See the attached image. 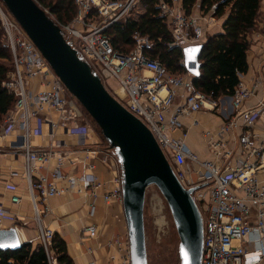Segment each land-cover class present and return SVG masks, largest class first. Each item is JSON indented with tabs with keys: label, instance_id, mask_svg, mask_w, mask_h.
I'll use <instances>...</instances> for the list:
<instances>
[{
	"label": "built area",
	"instance_id": "1",
	"mask_svg": "<svg viewBox=\"0 0 264 264\" xmlns=\"http://www.w3.org/2000/svg\"><path fill=\"white\" fill-rule=\"evenodd\" d=\"M74 3L77 13L71 22L56 20L64 37L100 76L108 91L149 128L177 179L185 189L193 190L191 196L203 219L201 264H263L264 69L252 85L244 80V74H240L235 92L230 95L231 112L219 129L202 131V138L212 154V158L203 159L188 146L190 128L182 124L181 118L204 109L228 111L229 107H223L221 97L214 99L196 89L189 72L186 76L172 74L160 59L149 55L146 49L153 42L147 36L135 32L133 49L122 53L115 49L105 32L111 25L137 16L140 11L135 12L134 9L141 0H74ZM160 8L172 32L171 47L183 48L204 41L203 27L193 14L185 12L182 0L161 1ZM0 21L4 43L10 49L14 62V69L3 85L16 98L14 107L5 116L2 133L7 135L20 131L19 149L24 155L23 172L34 211L36 240L48 250L55 231L45 225L44 218L51 213L49 202L53 197L65 194L68 189L88 193L92 197L89 212H95L101 183L93 170L103 150L99 143L89 148L82 162L90 173L76 177L62 173L68 158L54 150L59 144L40 148L32 146V136L43 135L41 127L33 126L35 121L50 123V137H54L56 127L61 125L86 139L94 134L93 127L78 122L79 103L1 0ZM36 78L42 79L39 90L30 87ZM111 83H116V86ZM180 89H184L185 98L182 104L176 105ZM258 92H261V97L248 104ZM50 111L58 113V123L48 121L45 113ZM230 143H233L232 147ZM235 145H238L241 156L237 160H233ZM109 150H112V156L105 153L103 157L106 164L117 156L111 146ZM53 160L56 165L49 171ZM43 168L48 172L41 173ZM60 179L67 180L69 188L58 186ZM115 182V188L104 195L109 204L114 201L123 203L122 172L116 175ZM8 188L13 191L11 202L20 204L22 197L15 192L16 187L8 185ZM10 216L14 220L18 218L0 204V228ZM15 227L20 233L21 229L17 225ZM252 235L260 246L248 250L243 242L249 241ZM84 236L96 238L97 226H86ZM50 261L56 264L55 260ZM120 264H132L129 235Z\"/></svg>",
	"mask_w": 264,
	"mask_h": 264
},
{
	"label": "crops",
	"instance_id": "2",
	"mask_svg": "<svg viewBox=\"0 0 264 264\" xmlns=\"http://www.w3.org/2000/svg\"><path fill=\"white\" fill-rule=\"evenodd\" d=\"M260 11L257 27L249 35L251 42L248 51L249 71L243 76L244 80L251 85L264 69V1ZM192 14L195 16L197 23L203 27L205 39L209 35L223 31L225 17L217 19L211 18L210 15H201L198 5ZM41 81V78L32 80L30 83L31 89L39 90L42 86ZM260 97L261 92H258L256 97H253L248 104L255 103ZM184 98L185 91L180 89L175 104H182ZM220 101L224 104L223 107H229L228 111L224 109L223 112L221 108L217 111L204 109L181 118L182 124L190 128L187 139L188 146L203 159L212 158V154L202 138V131L219 129L227 114L231 112L230 95L221 97ZM45 115L48 121L58 123V113L56 111L46 112ZM4 126L5 120L0 125V204L18 218L14 220L11 216L8 217L3 228L17 225L21 229L19 234L22 240L25 241L26 239L37 243L36 222L33 219L34 211L27 194V180L23 172L24 155L19 149L20 131H12L4 135L2 133ZM33 126L41 127L40 131L43 132V135L35 134L32 136L31 144L34 148L51 147V145L59 144V147L53 149L58 154L67 155L68 159L62 167V173L76 177L90 173L82 160L89 148L96 143H100L99 137L93 134L91 137L83 139L61 125L56 127L54 137H50L48 135L50 123L45 124L44 120L42 122L35 121ZM230 146L232 147L233 143H230ZM235 148L233 160L241 157L238 153V145H235ZM103 157L101 154L96 159V167L93 170L101 183L97 191L98 198L95 201V212L93 214L89 212L92 197L88 193L81 194L68 189L65 194L55 196L50 200L51 213L44 218L45 225L53 229L56 234L66 241L69 254L74 259L75 264H120L123 262V256L127 249L129 233L123 203L114 201L109 204L104 200V195L115 188V177L120 172V167L114 158H110L108 160L109 164H106L103 162ZM55 165L56 161L53 160L48 167L49 171L54 169ZM40 172L47 173L48 170L43 168ZM8 185L16 187L15 192L22 197L20 204L11 202L13 191L8 188ZM57 185L69 188L68 181L65 179L58 180ZM88 225L97 226L98 236L96 238L84 236V229ZM243 244L248 250L257 249L260 246V242L255 240V235H252L250 240L243 242Z\"/></svg>",
	"mask_w": 264,
	"mask_h": 264
},
{
	"label": "water",
	"instance_id": "3",
	"mask_svg": "<svg viewBox=\"0 0 264 264\" xmlns=\"http://www.w3.org/2000/svg\"><path fill=\"white\" fill-rule=\"evenodd\" d=\"M21 24L68 91L83 106L115 149L122 166L123 207L132 264H148L144 208L148 186H158L171 209L180 237L181 264H201L204 229L192 189H185L149 128L105 87L100 76L64 37L61 28L36 0H1ZM203 42L183 47L192 79L200 75ZM25 242L15 226L0 228V249Z\"/></svg>",
	"mask_w": 264,
	"mask_h": 264
},
{
	"label": "trees",
	"instance_id": "4",
	"mask_svg": "<svg viewBox=\"0 0 264 264\" xmlns=\"http://www.w3.org/2000/svg\"><path fill=\"white\" fill-rule=\"evenodd\" d=\"M39 1L49 7L64 23L72 21L77 13L74 0ZM161 1L171 0H141L143 13L115 23L105 32L115 49L122 53L133 49L135 32L147 36L153 45L147 48L146 52L160 59L170 73L186 76L189 71L184 65L183 48L170 46L173 36L166 19L161 15ZM182 2L187 14H192L198 5L201 15L209 14L217 19L225 17L223 31L209 35L203 41L199 57L200 75L193 78V84L196 89L211 95L214 99L232 95L240 81V74L249 71L248 51L251 46L249 35L257 27L263 0H182ZM13 69V57L4 43V31H0V125L15 104L14 94L3 85ZM92 122L98 127L93 119ZM100 132L104 137L101 129ZM50 260H55L56 264H75L66 241L56 233L48 250L42 244L33 241L25 242L16 250L0 249V264H51Z\"/></svg>",
	"mask_w": 264,
	"mask_h": 264
},
{
	"label": "rangeland",
	"instance_id": "5",
	"mask_svg": "<svg viewBox=\"0 0 264 264\" xmlns=\"http://www.w3.org/2000/svg\"><path fill=\"white\" fill-rule=\"evenodd\" d=\"M36 1L55 22L56 20L62 21L50 10L49 7L42 4L39 0ZM134 10L135 12L139 10L140 12L138 13L140 14L144 12L140 4ZM62 22L64 23V21ZM0 31H4L2 25L0 26ZM111 84L116 86V83ZM79 112L80 115H78L77 118L78 122L90 124L93 127L94 134L99 137V145L101 150H103V152L100 153V156L101 154L104 156L105 153H110L112 156V150H109L110 144L102 136L99 127L93 124L92 117L80 103ZM113 158H116L118 161L117 156H113ZM117 165L120 167V172H122L121 164L117 162ZM144 223L148 264H181L179 256L180 237L174 218L166 198L155 184L148 186L146 191Z\"/></svg>",
	"mask_w": 264,
	"mask_h": 264
},
{
	"label": "bare ground",
	"instance_id": "6",
	"mask_svg": "<svg viewBox=\"0 0 264 264\" xmlns=\"http://www.w3.org/2000/svg\"><path fill=\"white\" fill-rule=\"evenodd\" d=\"M20 235V234H19ZM21 237V236H20Z\"/></svg>",
	"mask_w": 264,
	"mask_h": 264
}]
</instances>
